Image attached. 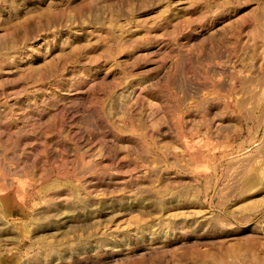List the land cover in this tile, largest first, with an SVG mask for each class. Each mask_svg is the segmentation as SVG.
<instances>
[{
    "label": "rangeland",
    "instance_id": "374dc122",
    "mask_svg": "<svg viewBox=\"0 0 264 264\" xmlns=\"http://www.w3.org/2000/svg\"><path fill=\"white\" fill-rule=\"evenodd\" d=\"M0 264H264V0H0Z\"/></svg>",
    "mask_w": 264,
    "mask_h": 264
},
{
    "label": "bare ground",
    "instance_id": "6f19581e",
    "mask_svg": "<svg viewBox=\"0 0 264 264\" xmlns=\"http://www.w3.org/2000/svg\"><path fill=\"white\" fill-rule=\"evenodd\" d=\"M14 213H17V212H13L12 214H14Z\"/></svg>",
    "mask_w": 264,
    "mask_h": 264
},
{
    "label": "crops",
    "instance_id": "0c3cea01",
    "mask_svg": "<svg viewBox=\"0 0 264 264\" xmlns=\"http://www.w3.org/2000/svg\"><path fill=\"white\" fill-rule=\"evenodd\" d=\"M16 258H17V256H16ZM18 259V258H17Z\"/></svg>",
    "mask_w": 264,
    "mask_h": 264
}]
</instances>
